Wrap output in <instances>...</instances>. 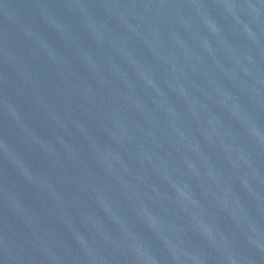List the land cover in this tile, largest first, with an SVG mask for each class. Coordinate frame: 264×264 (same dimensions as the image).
<instances>
[{"label":"water","instance_id":"obj_1","mask_svg":"<svg viewBox=\"0 0 264 264\" xmlns=\"http://www.w3.org/2000/svg\"><path fill=\"white\" fill-rule=\"evenodd\" d=\"M0 264H264V0H0Z\"/></svg>","mask_w":264,"mask_h":264}]
</instances>
